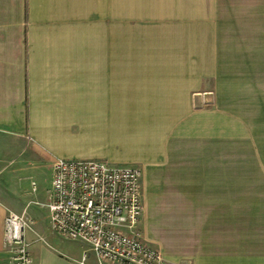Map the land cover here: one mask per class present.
Listing matches in <instances>:
<instances>
[{"label":"crops","instance_id":"crops-1","mask_svg":"<svg viewBox=\"0 0 264 264\" xmlns=\"http://www.w3.org/2000/svg\"><path fill=\"white\" fill-rule=\"evenodd\" d=\"M0 141L35 166L140 167L139 228L163 264H264V0H0ZM39 237L25 231L31 264L88 249Z\"/></svg>","mask_w":264,"mask_h":264},{"label":"built area","instance_id":"built-area-1","mask_svg":"<svg viewBox=\"0 0 264 264\" xmlns=\"http://www.w3.org/2000/svg\"><path fill=\"white\" fill-rule=\"evenodd\" d=\"M53 188L47 206L50 226L60 235L89 248L79 264H163L160 250L142 236V170L93 159L54 161ZM24 218L10 211L5 245L11 264H31Z\"/></svg>","mask_w":264,"mask_h":264},{"label":"rangeland","instance_id":"rangeland-1","mask_svg":"<svg viewBox=\"0 0 264 264\" xmlns=\"http://www.w3.org/2000/svg\"><path fill=\"white\" fill-rule=\"evenodd\" d=\"M11 143L0 141V192L5 195H12L11 210L15 214L24 218L27 230V238L40 239L42 235L48 242L57 248H64L73 243L72 240L54 231L48 218L47 203L50 201V170L54 166L46 163L36 165L42 178H34L40 191L35 194L29 193L31 189L30 171L35 168V163L30 159L32 151L26 145H16L12 148ZM45 179V181H44ZM30 181V184H29ZM45 186V189H44ZM45 191V193H44ZM38 202H35V198ZM45 195V198H44ZM28 209V210H27ZM39 233V235L37 234ZM86 245V244H85ZM88 248L89 246L86 245Z\"/></svg>","mask_w":264,"mask_h":264}]
</instances>
